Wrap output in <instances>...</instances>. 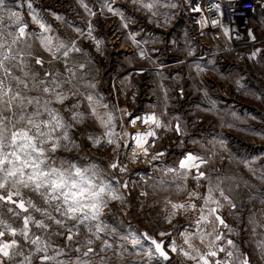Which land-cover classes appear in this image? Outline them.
Masks as SVG:
<instances>
[{"label":"snow or ice","instance_id":"1","mask_svg":"<svg viewBox=\"0 0 264 264\" xmlns=\"http://www.w3.org/2000/svg\"><path fill=\"white\" fill-rule=\"evenodd\" d=\"M80 3L89 16L97 15L83 0ZM129 4L130 8L116 6L115 0L105 4L123 29L130 28L135 12H142L158 27L167 26L174 13L161 9L178 7L173 0H129ZM27 7L32 9L31 0ZM30 22L39 30L29 31L30 23L22 11L0 0V264H112L129 255L141 258L133 264H172L176 257L183 258L177 264H252L251 254L243 248L248 243L246 236L255 238L254 250L264 260V198L257 208L248 180L243 181V187L249 191L243 192L235 174L211 167L217 155L213 149L227 150L223 139L205 147L206 154L185 149L173 166L157 169L162 173L157 184L184 197L165 200L163 223L172 230L158 229L150 234L131 226L118 229L107 222L115 202L127 203L129 182L123 177L135 170L130 166L151 165L170 155L160 133H175L181 147L185 141L180 138L189 133L178 116L172 118L175 123L166 122V111L137 115L106 102L95 80L88 79L89 64L94 63L91 53L78 42L91 40L95 50L102 51L103 42L94 35L91 21L87 32L75 30L78 38L73 40L53 35L52 27L34 11H30ZM198 23L205 26L207 20L202 17ZM211 24L217 26L220 21ZM224 34L231 38L230 29L225 28ZM138 35L129 31L127 38L136 45L140 59L151 60L148 41ZM247 36L254 47L240 58L260 64L264 47H255L260 41L251 29ZM188 55H193L192 51ZM197 71L205 69L197 65ZM144 72L143 68L129 72L122 85L131 88L133 76ZM236 83L244 87L239 80ZM112 87L122 92L117 85ZM135 95L132 92V100ZM204 95L207 97L206 91ZM212 110L214 102L207 109ZM249 132L264 139V127ZM84 150L111 155L79 156ZM257 159L240 162L264 184V168L258 171L254 167ZM169 176L171 180L166 179ZM150 180L148 177L145 183ZM245 195L252 207L242 212ZM225 212L234 224L228 223ZM180 216L187 218L189 226L179 233L183 242L177 243L175 221Z\"/></svg>","mask_w":264,"mask_h":264},{"label":"rangeland","instance_id":"2","mask_svg":"<svg viewBox=\"0 0 264 264\" xmlns=\"http://www.w3.org/2000/svg\"><path fill=\"white\" fill-rule=\"evenodd\" d=\"M201 1L173 0L178 7L171 10L161 9L162 12L174 13L167 26L158 27L155 22L149 23L142 12H135L134 22L131 23L130 28L123 29L119 19L107 12L105 8L107 0H83L97 13L95 17L89 16L81 6L80 0H31V10L27 7L28 0H7L14 10L22 11L25 15L30 23L29 31L39 30L37 25L30 22V11L37 13L46 24L52 27L53 35H60L69 40L78 38L75 31L77 28L87 32V23L91 21L95 29L94 35L103 42L102 51L97 52L91 40L79 39L78 42L85 51L91 53L94 63L89 64L88 79L95 80L97 91L105 97L106 102L116 104L119 108H127L134 113L135 109L138 112H147L152 109L157 115L166 111L167 115L164 117L166 122L175 123L172 118L178 116L182 126L189 133L188 136L180 138L185 141L183 147L176 143L178 138L175 133H161L164 137L162 144L170 153L162 161V166L175 163L179 156L177 153L185 149L206 154L205 147H211L213 141L223 139L227 150H222L219 146L213 149L217 155L213 158L212 169H223L228 175L235 174L240 178L243 192L249 191L243 187V181L248 180L253 186L250 194L256 198L255 204L259 208L260 200L264 198V184L252 177L240 161L259 157L254 167L258 171L264 168V139L253 136L249 132L250 128L264 127V98H259L264 96V59L260 61V64H256L240 58L246 56L249 49L254 47L252 42L247 41L237 47L229 46L230 49H227L222 40L213 38L209 32L198 31L193 22L195 12L192 9L199 8ZM21 5H23L22 8ZM115 5L131 7L129 0H115ZM56 16L60 19L57 20ZM153 20L155 21V18ZM250 24L260 41L255 47H264V5L256 9ZM129 31L137 32L138 39L148 41L146 47L150 51L151 60L138 61L140 59L137 55L138 49L127 38ZM152 41L157 43L153 44ZM34 47L38 49V43H35ZM141 47L145 45L142 43ZM153 48L159 51L151 52ZM189 51H192L193 55H188ZM185 55L193 61L186 65L178 63L177 58ZM199 55L202 59L196 60ZM136 63H143L149 67L160 64V68L156 70L146 68L143 74L134 75L131 88H128L126 84L122 85L121 82L129 72L137 69L127 72L119 79H113L114 75L125 68L138 65ZM197 65L205 71L198 72ZM237 80L244 87H238ZM112 84L122 88V92H117ZM180 89H183L182 96ZM205 91L207 97L204 95ZM132 92L136 94L135 100L131 98ZM213 102L214 110L207 111L213 107ZM229 124L232 127H229ZM193 139L199 143H191ZM78 155L107 157L111 153L103 150L92 152L84 150ZM95 162L102 163L100 160ZM130 167L135 170L123 177L129 182L130 190L126 191L127 203L121 205L115 202L112 206L113 215L107 222L118 229L128 230L131 226L132 229L147 230L150 234H155L158 229L172 230L171 226L164 224L163 218L159 217L163 212L165 215V205L161 199L163 197L158 191L161 187L153 177L148 183L144 182L143 179L148 180L144 176L149 175L145 171L146 167L142 166L141 170L138 169L139 167ZM137 169L141 171V174L136 171ZM212 174L214 175L215 171ZM166 179L171 180V177ZM145 185L149 194L141 197L139 188ZM189 186H192V181H189ZM163 191L174 200L182 197L176 196L173 191L164 189ZM243 199L247 208H251L252 204L247 200L246 195ZM247 208L241 211L246 212ZM225 214L229 223L234 224L232 216L227 212ZM175 223L178 231L174 233V238L177 243H182L179 233L184 231L186 224L189 226V221L186 217L180 216ZM236 239L240 242L241 238ZM244 239L248 240V243L243 244V248L251 254L252 264H264V260H261L258 252L254 250L252 241L255 238L246 236ZM57 243L62 241L57 240ZM137 259L141 258L129 255L124 257L123 262L114 260L112 264H133ZM143 259L146 261V258ZM177 260L183 261V258L176 257L172 264H177Z\"/></svg>","mask_w":264,"mask_h":264},{"label":"built area","instance_id":"3","mask_svg":"<svg viewBox=\"0 0 264 264\" xmlns=\"http://www.w3.org/2000/svg\"><path fill=\"white\" fill-rule=\"evenodd\" d=\"M263 0H202L200 2V11L195 12L193 22L195 27L200 32H209L213 38L222 40L227 49L237 47L250 42L247 36L248 30L253 28L250 25V20L254 16L256 9L263 7ZM223 13V15H221ZM206 18L207 24L202 26L199 21ZM219 20L220 24L213 26L212 20ZM230 29V39L225 36L224 29ZM158 162H153L151 165L136 164L134 167L142 168L144 166L146 173L154 172V166ZM191 187V186H189ZM184 197L179 198L182 200ZM188 227V225L186 224Z\"/></svg>","mask_w":264,"mask_h":264},{"label":"crops","instance_id":"4","mask_svg":"<svg viewBox=\"0 0 264 264\" xmlns=\"http://www.w3.org/2000/svg\"><path fill=\"white\" fill-rule=\"evenodd\" d=\"M251 25V24H250ZM254 30V29H253ZM254 33H255V30H254ZM199 58H196V60L197 59H202V56H198ZM177 60H178V63H183L184 65H186L187 63L189 64L190 62H192L193 60L191 59V58H189V57H186V55L185 56H179L178 58H177ZM195 60V59H194ZM138 61H143V59L141 60V59H138ZM154 62V61H153ZM156 63V62H155ZM136 64H138V65H133L132 67H128V68H125L123 71H121V72H119L117 75H114L113 76V79L114 80H116V79H119V78H121V77H123L127 72H129V71H132L133 69L135 70V69H140V68H143V69H146V68H149V69H154V70H156V69H158V68H160L159 66H160V64H157L158 66H155V65H152V66H148V65H143V63H136ZM188 68V67H187ZM135 111V114H137V115H142V114H144L145 113V111H140V112H138V111H136V109L134 110ZM151 111H154V110H150V111H147V112H151ZM156 112V111H155ZM131 130V129H130ZM161 134V133H160ZM179 156L177 157V158H180V152H178L177 153ZM178 160V159H177ZM162 161L161 162H158L157 163V166H156V164H155V166H154V172H152L151 174H149V175H147V176H144V177H146L147 179H148V177H151V179H152V177H153V179L155 180V181H158V179H160V177L162 176V173L160 172V171H158L157 169H159V168H164V167H170V166H173L174 165V163L172 162V163H170L169 164V166L168 165H166V166H162ZM161 167H160V166ZM159 167V168H158ZM138 169H140L141 170V168H138ZM138 169L136 170V171H138ZM138 172H140V174H141V171H138ZM161 173V174H160ZM144 180V182L146 181V179H143ZM139 190H140V193L141 192H147L148 194H149V191H148V189H147V187H146V185L145 186H142L141 187V189L139 188ZM159 194H160V196H162L163 198H161V199H163V201H164V205H165V198H169V195L168 194H166V193H164V191H163V189L162 188H160L159 190ZM163 194V195H162ZM139 196H141V195H139ZM141 197H146V196H141ZM246 208H247V206H246ZM159 217H164V212L159 216ZM225 218H226V220L228 221V223H229V220H228V218L226 217V214H225ZM230 224V223H229ZM142 231H145V230H142Z\"/></svg>","mask_w":264,"mask_h":264}]
</instances>
